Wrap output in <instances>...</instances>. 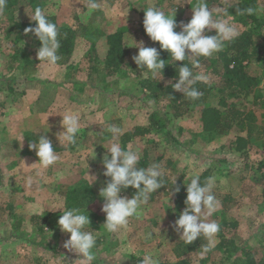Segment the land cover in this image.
<instances>
[{"label":"rangeland","instance_id":"obj_1","mask_svg":"<svg viewBox=\"0 0 264 264\" xmlns=\"http://www.w3.org/2000/svg\"><path fill=\"white\" fill-rule=\"evenodd\" d=\"M13 1H16L12 10L15 11L14 18L25 19L31 9L27 6L28 0ZM227 1L219 0V4L212 8ZM85 2L37 0L44 12L57 16L60 27L65 24L69 29L79 31L76 50L66 66L57 67L39 62L36 53L40 42L34 35L18 44L27 45L26 52L19 50L18 59L14 58L18 50L14 52L8 49L11 36L6 42H0V264H78L75 261L78 256L63 248L69 234L63 233L57 225L65 208L66 192L78 186L86 191L88 188L94 190L80 205L78 202L72 205V208L85 207L86 212H96L99 216H89V230L96 231V243L98 241L93 264H140L142 256L147 253L154 254L160 264L171 262L177 259L176 244L182 242L174 230V222L179 214L173 208L175 188L171 186H185L190 182L189 176H201L205 172L208 177L216 178L213 189L216 196L230 195L234 200L233 204H228L227 210L220 205L209 220L219 222L224 217L227 222L236 221L237 227L232 233L236 245L248 250L253 258L259 259L264 254V201L260 185L254 179L258 178L255 169L259 162L264 161V152L248 149L247 157H243L240 153L229 151L230 141L241 134L242 129L238 127L210 143L203 140L199 137V121L192 117L173 119L164 100L146 97V93L138 87L140 76H143L139 75L142 71L139 68L137 74L127 69L125 74L106 79L100 68L97 74L88 68V50L96 27L100 29L104 26L109 32L124 28L126 62L136 65L132 57L138 49L126 45H131L133 41L143 42L145 47L159 45L141 35L139 12L151 6L166 14L175 10L174 20L178 25L175 31L179 32L181 23L186 24L191 19V6L197 0H122L115 3L99 0L101 8L91 16L86 15L87 10L83 8ZM10 16L9 11L0 15V26ZM231 22L238 31L242 29L233 17ZM80 23L85 25L79 27ZM214 34L215 30L206 31V35ZM0 38L5 40L1 34ZM97 48L99 57H102V41L97 43ZM26 60L33 64H27ZM259 65L251 62L248 71L256 74ZM196 74H205L209 81L214 82L209 103L216 105L219 98L216 90L221 87L218 83L220 79L213 74L212 67L208 66H200ZM148 77L153 76L149 74ZM10 82L16 86L15 94L7 89ZM121 82H124L123 88ZM227 101L246 111H254L257 123L264 126V109L254 104L252 98H227ZM65 111L81 115L82 132L74 146L59 144L55 135L62 130L60 115ZM153 111L162 114L163 118L166 115L167 128L127 144H122L119 137V142L125 150L131 148L141 154L137 167H147L153 163L160 165L164 186L169 187L152 193L148 203L141 206L139 215L129 219L127 227L115 234L107 233L102 226L105 221V214L101 211L104 201L99 192L103 187L100 181L103 168L101 160L106 153L105 148L110 146L111 134L107 131L97 133L108 125L118 126L123 131L137 125H146ZM47 125L50 130L45 132ZM29 133H43L56 142L62 148L56 151L60 160L47 169L35 163L38 159L35 151H30L26 146L30 139ZM144 156L147 163L142 165ZM88 175L94 176L95 180L91 182L92 178ZM29 179L32 181L30 186L27 183ZM121 195L130 198L126 194ZM58 206L61 211L56 209ZM41 212L58 215H52L49 219V224L44 227L45 235L35 237L30 218ZM147 233H151L150 238H145ZM218 245L219 241L215 237L210 260L205 264H219L221 258H224ZM242 256L244 254H238L232 260L242 264ZM185 258L196 260L200 257L198 253H190Z\"/></svg>","mask_w":264,"mask_h":264},{"label":"clouds","instance_id":"obj_2","mask_svg":"<svg viewBox=\"0 0 264 264\" xmlns=\"http://www.w3.org/2000/svg\"><path fill=\"white\" fill-rule=\"evenodd\" d=\"M7 3L8 0H0V15L6 11ZM83 8L87 10L86 15L91 16L93 12L101 8V4L99 0H86ZM191 9V19L186 24L181 23L179 32L175 31L178 26L174 20L175 10L166 14L155 6L144 9L142 22L144 31L151 41L159 43V50L155 47H145L143 42L135 41L126 46L138 49L132 60L137 68L142 70L141 74L145 78L149 74L153 77L156 75L161 77L165 65L169 64L165 63L166 60L160 59L161 51H167L173 62H184L188 59L191 67L186 63L178 67V80L171 86L175 91L181 92L184 97L195 101L202 96V92L195 85L197 82L207 83L208 81L207 75L193 73L194 68L200 67V62L195 57H212L215 53L222 51L226 43L235 40L240 33L231 22L232 15L228 14L226 6L210 8L206 0H197ZM236 11L241 14L245 12L252 14L254 9L248 7L236 9ZM31 20L35 22V27L25 28L24 34L32 33L40 42L36 53L38 61L57 65L61 59L58 55L60 41L57 25L49 20L40 7L34 9ZM212 30H215L214 35H206V31ZM186 50L189 53L187 55ZM120 86L123 88L124 82H121ZM60 116L62 130L55 134L58 143L66 147L76 145L78 136L82 132L80 113L65 111ZM102 129L103 131L97 134L105 131L111 134L110 146L105 148L102 144L106 149L101 160L104 168L102 175L107 178L99 192L104 201L101 211L105 214V221L102 226L105 232L115 234L128 226L130 218L139 215L141 206L147 204L151 194L156 193L165 182L160 165L153 163L147 167H137L141 161V154L137 150L131 148L125 150L121 147L119 137L123 134V130L120 127L108 125L106 129ZM49 130L48 126L45 132ZM22 138L23 135L20 140ZM28 149L35 151V156L38 158L35 163L43 169L49 168L60 160L52 140L43 133L38 136V139L28 144ZM89 177L92 178L91 182L95 180L94 176ZM189 178H191L190 182L185 184V207L174 222V230L185 245L203 237L207 241L200 246L199 257L203 259L213 247L214 239L220 232V224L215 220H209V217L219 209L220 201L213 192L216 184L214 176H209L203 183L198 174L191 175ZM175 179L172 184L175 183ZM27 183L30 186L31 179ZM129 187L135 189L131 198L121 195ZM179 191L180 187L174 189L175 193ZM56 209L61 211L60 206ZM57 225L63 233L69 234L63 243V248L78 256L75 260L78 264H93L96 260L94 250L97 246V237L94 235L96 231L89 230L90 218L85 207L83 209L64 208ZM150 237L151 233L145 235V238ZM140 264H160V262L154 254L147 253L142 256Z\"/></svg>","mask_w":264,"mask_h":264},{"label":"trees","instance_id":"obj_3","mask_svg":"<svg viewBox=\"0 0 264 264\" xmlns=\"http://www.w3.org/2000/svg\"><path fill=\"white\" fill-rule=\"evenodd\" d=\"M12 1L8 0L6 9V11H9L11 14L10 19L0 26V34L5 37V40L0 38V42H6L11 36V42L8 45V49L14 50V52L18 50L14 56L15 59H18L19 50L26 52L27 48V45L23 44V46H19L18 44L22 43L30 36H33L32 33L25 35L24 29L35 27V22L31 20V15L33 14L34 9L39 6L37 0H28L27 6H30L31 9H29L27 17L25 19L19 17L14 18L13 14L15 11L12 10L16 1H13L14 3H12ZM103 1L106 3H115L122 0ZM206 2L209 4L210 8L215 4H219V0H206ZM220 5L221 7H228V14L232 15L233 20L242 28L239 31L240 34L235 40L226 43L223 50L215 53L212 57L195 58L199 60L200 66L212 67L213 74L220 79L218 83L221 84V87L216 90V92L219 93L217 104L212 105L209 103V98L212 95L214 88V82L209 80L207 83L197 82L195 87L202 92V96L195 101L184 97L181 92L175 91L172 88L171 85L178 80V67L182 66L183 63H186L191 67V64L188 59L184 62H173L167 51L160 52V59L166 60L165 63H169L166 64L165 68L162 70L161 77L160 75L152 78L140 76L138 87L146 93L147 98L164 100L171 118L179 119L183 117H192L199 121L201 125L199 137L208 143L212 142L218 136L228 135L236 127L241 128V134L237 135L232 141H230L228 150L240 153L243 157H247L248 149L264 152V126L257 123V116L254 111L241 109L237 107L236 104L229 103L227 98H231L232 100H247L252 98L254 104L257 103L256 105L259 104V107L264 109V11H257L264 10V0H235V2L229 0ZM248 7L254 9L252 14L246 12L241 14L239 11H236V9H246ZM64 10L69 11L67 8H64ZM44 13L48 16L51 22L57 25L59 31L58 39L60 41V49L58 50V55L61 56V59L58 61L57 65L54 66H66L69 63L71 55L76 50L79 31L69 29L65 24L60 27L56 15L47 12ZM139 15V31L141 35L143 34L147 38L148 36L144 31L142 23L144 12H139ZM79 25V27H81L84 26L85 23H80ZM124 34L125 30L122 27L112 32L107 31L104 26L100 29L96 27L94 34L92 33L94 38L90 43V48L88 50L89 56H87L90 72H95L97 74L100 68L105 79L113 78L117 74H125L127 69L133 71L135 74L138 73L136 65H130L126 62L127 51L124 47ZM100 41H102L104 46L102 57H99L97 48V43ZM154 46L159 50V45ZM187 54L189 53L186 52V55ZM251 62L260 64L259 72L256 74L248 71V65ZM26 63L29 65L33 64L29 60H26ZM197 69L198 68L193 69L194 74H196ZM139 75L142 74L139 73ZM19 82L22 83L20 80ZM12 83L13 82H10V84H8L7 89L9 92L15 94L16 86ZM165 117L166 115H164L163 118L162 114L159 112H151L147 118L146 125H137L129 130L123 131V134L120 136V142L122 144H127L136 138H142L152 132H158L167 128ZM40 134L29 133L30 139L26 146L33 142V140L38 139ZM52 142L55 151L62 149L56 142L53 140ZM141 163L142 165L147 163L146 156H144ZM258 164L259 165L255 169L258 178L254 180L260 185L261 198L264 201V161H261ZM103 171L104 168H102L100 181L104 187L107 178L102 175ZM206 178H208V176L205 172L200 176L201 183H203ZM1 182L2 180L0 179V183ZM167 187L169 186H162L160 189H165ZM171 187H180L179 193L174 192L173 199V208L177 210L178 214H180L185 207L184 200L186 198V186L176 184ZM93 192L94 190L90 188L86 191L85 188L79 186L68 190L65 197V208H72L74 202H78L77 204L80 205L82 200L88 199L90 193ZM122 193L131 198L135 193V189L129 187ZM216 198L220 201V205L224 210L228 209V204L234 203V200L230 195L222 197L216 196ZM88 214L91 218L99 217L96 212H88ZM52 215L58 214L41 212L38 215H32L30 223L34 228L33 236L37 237L38 235H45L44 227L49 224V219L52 218ZM218 223L220 224V232L216 236L219 241L218 250L222 251V254H224V258H221L219 264H237L232 259L238 254H244L241 258L242 264H264V254L259 259H255L250 255L248 250L245 248H239L236 245L234 238H232V233L237 227L236 221L227 222L226 218L223 217ZM206 243L207 241L203 237L187 245L182 241L181 243L176 244L175 251L177 252V259L171 262L163 260L165 261L164 264H194V262L197 264H205L210 260L211 250L203 259L198 258L196 260H190L189 258H185V255L190 253L199 254L200 246Z\"/></svg>","mask_w":264,"mask_h":264}]
</instances>
